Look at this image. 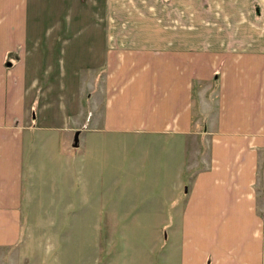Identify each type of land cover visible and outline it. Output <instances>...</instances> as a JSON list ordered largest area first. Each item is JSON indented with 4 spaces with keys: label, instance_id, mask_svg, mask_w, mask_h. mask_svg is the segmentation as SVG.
I'll return each mask as SVG.
<instances>
[{
    "label": "crops",
    "instance_id": "1",
    "mask_svg": "<svg viewBox=\"0 0 264 264\" xmlns=\"http://www.w3.org/2000/svg\"><path fill=\"white\" fill-rule=\"evenodd\" d=\"M162 1L169 14L162 13ZM89 4L99 29L77 34L65 27L41 30V0H0V264H49L39 248L43 240L48 248L54 244L59 259L62 247L75 245L76 232L86 229L88 239L94 235L98 264V243L123 244L139 221L141 236L161 244L160 214L168 205L173 264H264V0ZM166 15L170 26L161 25ZM55 55L58 67L51 66ZM79 63L83 96L94 106L100 102L91 115L97 120L50 126L47 102L56 85L64 91L75 83ZM80 96L74 90L60 117L67 118V107L77 111ZM102 130L158 147L153 176L169 173L162 191L95 192L84 211L92 213V225L47 224L35 234L27 218L34 208L82 209L80 191L49 188L44 173L65 177L77 168L69 159L76 148L85 151V134ZM137 209L141 215L131 216ZM157 245H143L144 263L154 262Z\"/></svg>",
    "mask_w": 264,
    "mask_h": 264
},
{
    "label": "rangeland",
    "instance_id": "2",
    "mask_svg": "<svg viewBox=\"0 0 264 264\" xmlns=\"http://www.w3.org/2000/svg\"><path fill=\"white\" fill-rule=\"evenodd\" d=\"M90 2L91 0H41L43 13H46H44L45 18L41 19V22L38 23L39 28L42 26L43 29L41 30L43 31L57 29L58 27H65L67 29L72 28L66 32H75L77 34L80 32L86 33L91 30L99 29L95 25V22L98 23L96 20L97 15L90 11ZM161 3L162 13L169 14V5L163 1ZM59 14L65 17H57ZM54 17L56 18L55 21H53ZM66 17H69L67 22L63 20L66 19ZM168 17V15L165 16L166 21L161 22L162 26H170ZM37 18H39V16ZM74 18H76V21L73 22L72 27L71 21H73ZM114 24L116 25V22ZM82 56L84 61L89 60L88 55L83 54L81 57ZM65 59L68 61V57H65ZM61 62L62 61L58 60V56L55 55L54 59L51 60V66L55 65L58 67ZM83 72V65L79 63L72 70L75 83L71 82L70 85L67 83L64 91L61 86H55L56 90L54 91V95L51 94L53 97H51V100L47 102L49 108L52 109H48L49 115L46 118V123L50 126H59L60 129H65V126H70L77 122L79 124L84 122L86 126H92L94 122H96L97 119L94 118L95 115H91L95 112L94 108L98 109L100 102L96 101V105L94 106L93 103L89 102V100L83 96L85 85L79 83ZM77 81L78 85H76ZM74 90H80L82 95L80 96L81 99L77 102V111L75 113L71 112L70 114L69 110H67L69 108L67 107L65 110L67 118L64 119L63 116L60 117L61 108H63L66 104L67 98H74ZM103 130L99 132H87V134H85L88 140L85 146V151L83 147L76 148L75 153L77 156L74 159H69L77 164V168L72 167V171L69 174H65V177H61L56 173H53L52 169L49 175L44 173V176L49 181V188L51 186L58 185V188L56 186L57 189L55 190L68 195H75L77 191H80L81 198L77 196L76 201L79 202L81 200V204L82 202L83 204L82 209H79V205H76V207H71L70 211H68L70 207L68 208L66 206L64 208L60 204L58 207L50 208V212L45 213L36 211L39 207L34 208L31 213L27 215V218L29 223L34 227L35 234L40 235L41 225L47 224L48 227H57V225L63 226L67 224H73L74 226L79 227L92 225L89 224L92 222V213H85L84 211H88V208L91 207V203L97 199V195L94 197L95 192H117V190H137L138 192H141L151 190L150 192L157 191V193H159V190L163 189V186L159 187V185L165 180V177L169 176V173L166 175L165 172H162L159 177H154L152 173V161L155 159L154 153L158 151L157 146L154 147L151 143L145 142L143 137L140 139L137 136L131 135L108 134V132ZM51 155H55V151L52 149ZM179 155H182L181 148L179 149ZM59 156H61V152L59 153ZM148 162L151 167L148 165ZM44 176L41 175V178L37 179L39 184L43 183L45 180ZM36 177L37 175L35 174L34 178ZM61 178L64 180V184ZM69 182H71V184H69ZM260 187L264 190L263 183ZM146 205L147 204H145V206ZM261 206L263 205L261 204ZM142 209L143 204L141 205V209L139 211ZM139 211L131 216H140L141 213ZM160 216V221L162 223L161 244L153 238L148 239V241L158 244V247H156L155 250V263H144L143 261L144 253L142 252V249L143 245L148 241L145 237L141 236V233L143 234L144 231L139 230L141 222L139 221V229L134 231L129 229V239L125 240L123 244L121 243L122 245L119 242L116 246H111L109 239H107V241L101 240L98 243L99 250L97 251V256L101 260L98 264H173L170 257L175 258V252L173 250L170 251L171 236L169 240V232L172 229V226L170 227L172 221H170L171 214L169 205L166 209H162ZM129 218L130 215L127 218V221H129ZM130 227L137 226L131 223ZM155 231L156 230L149 229V232L151 233ZM69 233L72 238L75 231L70 230ZM75 237H78L77 243L75 245H64L62 247L64 248L63 251H60L59 253V259L53 258L56 255L54 244H50V248H48L46 241L43 240L39 248L44 251L46 257L49 256V258H51L49 264L56 263V260L60 261L61 264H95V246L93 243L94 235L92 234V231L89 239L88 229L83 231L81 230L80 233L76 232ZM102 242L103 245H101ZM33 253L36 255L35 250Z\"/></svg>",
    "mask_w": 264,
    "mask_h": 264
},
{
    "label": "water",
    "instance_id": "3",
    "mask_svg": "<svg viewBox=\"0 0 264 264\" xmlns=\"http://www.w3.org/2000/svg\"><path fill=\"white\" fill-rule=\"evenodd\" d=\"M74 146H77V138L75 137L74 139V143H73Z\"/></svg>",
    "mask_w": 264,
    "mask_h": 264
}]
</instances>
